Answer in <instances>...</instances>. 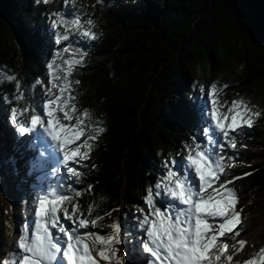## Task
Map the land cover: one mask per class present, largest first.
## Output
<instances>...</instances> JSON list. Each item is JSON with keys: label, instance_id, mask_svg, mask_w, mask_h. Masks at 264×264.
I'll use <instances>...</instances> for the list:
<instances>
[{"label": "trees", "instance_id": "trees-1", "mask_svg": "<svg viewBox=\"0 0 264 264\" xmlns=\"http://www.w3.org/2000/svg\"><path fill=\"white\" fill-rule=\"evenodd\" d=\"M53 11L94 21L95 41L71 38L73 47L81 41L87 49L70 77L71 94L79 112L90 110L86 124L103 121L106 128L90 158L73 166L81 173L79 182L60 178L56 189L72 196L84 216L89 205L93 216L111 212L98 222L104 233L119 218L131 242L141 240L142 229L131 225L141 215L138 209H146V190L153 189L151 180L162 181L166 168H174L175 149L180 146L187 154L184 145L192 144L190 134L202 122L201 96L215 83L237 93L261 94L260 116L238 134L258 144L257 152L226 148L224 156L239 161L237 153H242L258 160L232 168L227 179L239 177L228 185L246 200L245 216L264 220V0H0V98L5 111L13 104L27 116L31 109L37 111L50 87V72H56L47 65L60 63L57 52L65 56L48 25ZM8 75L20 81L22 99H16L15 80L8 81ZM12 125L9 116L0 123L9 141L15 134ZM259 238L255 258L264 263V228Z\"/></svg>", "mask_w": 264, "mask_h": 264}, {"label": "snow or ice", "instance_id": "snow-or-ice-1", "mask_svg": "<svg viewBox=\"0 0 264 264\" xmlns=\"http://www.w3.org/2000/svg\"><path fill=\"white\" fill-rule=\"evenodd\" d=\"M43 3L48 4L49 0H43ZM51 15L50 26L55 43L62 45L61 51L67 58H61L60 52H57L60 63L47 65L48 69L55 68L56 72H50V87L45 90L40 112L36 114V109H31L33 114L28 123H20L18 132L30 133L40 128L62 153L59 163L79 182L81 173L72 165L90 158L94 142L106 128L102 126L103 121H98L96 125L86 124L91 120L90 110L85 108L79 112L76 97L71 94L74 89L70 77L86 56L85 51L73 47L71 38L79 35L95 41L97 34L93 30L94 21L90 18L61 11H53ZM6 78L8 81L15 80L16 99H22L20 81L12 75ZM40 83L36 81L37 85ZM75 83L79 84V80ZM211 87L215 97L217 85L213 83ZM53 89H58V92L53 93ZM11 113L15 123L17 109L12 108ZM259 116V112L248 108L243 101H232L227 112L222 113L218 101L214 99L210 112L212 124L203 128V133L208 137L209 145H218L219 152L224 153L226 148L235 149V134L243 127H251L253 117ZM73 120L74 123H65ZM213 127L223 143L212 137ZM81 137H85L82 142ZM184 147L187 149L186 158L171 162L179 165L181 161H186L182 174L177 175L172 168H166L162 181L154 185L155 191L152 188L146 190L143 201L146 209H138L141 215L137 223L131 225L142 229L145 235L135 242L133 251L147 253L146 264H223L222 257L231 264H239L233 259L234 255L242 251L247 241L239 239L232 252L228 251L226 243L230 236L240 234L237 228L241 224V213L236 208L238 196L233 188L226 187L239 177L221 179L224 173L221 164L223 156L217 155L213 160L215 148L202 147L195 139ZM188 169H192L193 173L190 174ZM88 190H91V185H88ZM42 192L34 197L32 225L19 235L17 247L20 259L17 264H144L130 258L128 251L120 252L119 246L128 239L129 231L119 218L111 221L107 233L100 228L98 222L104 216L110 217L111 212L93 216L94 208L89 205L88 215L84 216L79 204L73 203V197L63 190ZM162 194L170 200L158 202L155 198ZM74 195L79 197L81 193L76 190ZM172 201H178L183 207ZM260 253L264 257V248L260 249ZM247 264H258V261L249 260Z\"/></svg>", "mask_w": 264, "mask_h": 264}, {"label": "rangeland", "instance_id": "rangeland-1", "mask_svg": "<svg viewBox=\"0 0 264 264\" xmlns=\"http://www.w3.org/2000/svg\"><path fill=\"white\" fill-rule=\"evenodd\" d=\"M51 20L52 19L48 21L49 26L51 25ZM5 38L10 40V37L7 35ZM83 39L85 40V38ZM79 42V44L75 45V48L87 53L86 46L81 41ZM88 53L91 54V52ZM63 58L67 57L64 56ZM236 63L237 61H235V64ZM235 67L238 72L239 64L237 63ZM211 86L212 84H209L205 95L201 96L202 100L205 102L204 111L199 115V120L201 119L202 122L195 128L194 135L190 134L191 139L189 141L193 142V139H195L196 143L201 144L202 147L215 148L216 152L213 154V160L217 155L223 156V160L221 161L224 168V173L221 176V179L223 180L227 179L231 174L232 168H243L249 164L257 163L258 160H253V162L242 153H237L240 157L239 161L228 159L224 156L225 152H219L218 145H209L208 137L204 135L203 128L209 127V125L212 124L210 112L213 100L215 99L218 101V108L222 113L227 112L232 101H243L248 108L257 111L261 101V94L256 90H247L241 93L233 92L227 85V87H224L223 89L217 86V94L214 97ZM52 91L53 93H56L58 92V89H53ZM43 96H45V94H43ZM43 100H40L36 114H39ZM5 104V101L0 98V123H4L7 116L12 118L11 109L14 108V104L13 107L7 111L4 110L6 109ZM196 113L197 108H192L191 114L196 115ZM16 116L17 120L14 125H12L15 132L12 141L5 138L3 136L4 132L0 130V264H5V262H7V264H17L19 261L20 256L18 255L19 250L17 242L21 232L29 225H32L34 220V215L32 214V209L35 207L34 197L37 194H43L42 190L45 192L58 190L56 189L55 182L60 178H64L69 183L73 180V176L67 172L64 165L59 163V161L62 160V153L56 148L55 143L47 137L40 128H37L30 133H19L18 127L20 123L27 124L30 116L25 115L22 110H17ZM60 117L62 119V113L60 114ZM44 118L46 119V117ZM65 123H74V120ZM245 128L249 127H243V129ZM239 132L240 131L235 134L236 146L234 150L257 152L258 144L250 143L245 137L238 135ZM211 135L214 139L220 140L221 143L224 142L217 134L214 127ZM84 138L85 137H81V142ZM187 141L188 140H185V142ZM181 142L184 141L181 140ZM174 155L177 160H181V157L186 158L187 156L186 153L183 154V150L180 146L175 149ZM253 158L254 157H252V159ZM169 160L171 161V157ZM184 163H186V161H181V164L179 165H173V170L177 172V175L182 174ZM74 165L75 164H73L72 167ZM188 171L190 174L193 173L192 169H188ZM156 182L160 181L157 179L151 180L154 191V185ZM226 187L230 186L226 185ZM155 199L158 202L165 201L166 199L170 200V198H166L163 194ZM172 203L183 207L182 205H179L178 201H172ZM245 204L246 200L244 197L238 196V204L236 208L241 213V224L237 225V228H239L241 235L230 236L226 241L228 251L230 252L239 239L251 236L248 245L242 251L234 255L233 259L239 261V264H247L249 260L258 261L255 258V248L261 244L259 237L260 232L264 228V220L260 221L257 218L253 219L254 215L250 217L245 216L246 212H248ZM158 206H160L159 203ZM108 231H110V228ZM142 234L143 236L145 235L143 230ZM56 235L59 236L60 234L57 232ZM129 240H132V238L128 237V239L119 246L120 252L128 251L130 258L135 259L137 262L143 261L144 259L147 261L149 258L148 254L144 252L140 254L141 250H139V253L138 251H133L135 248V242L133 243ZM222 260L223 264H231L226 258L222 257ZM258 264L264 263L258 261Z\"/></svg>", "mask_w": 264, "mask_h": 264}, {"label": "bare ground", "instance_id": "bare-ground-1", "mask_svg": "<svg viewBox=\"0 0 264 264\" xmlns=\"http://www.w3.org/2000/svg\"><path fill=\"white\" fill-rule=\"evenodd\" d=\"M0 233H1V232H0ZM250 237H251V236H249V237L246 236V237L244 238V239L247 241V243H246V245L244 246V248H245V247L248 245V243L250 242ZM130 241H131V240H130ZM233 248H234V247H233ZM233 248L231 249L230 252L233 251ZM244 248H243V249H244ZM243 249H242V250H243ZM142 252H143V251H142Z\"/></svg>", "mask_w": 264, "mask_h": 264}]
</instances>
